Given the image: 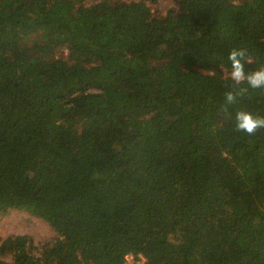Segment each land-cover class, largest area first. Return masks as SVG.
Segmentation results:
<instances>
[{
  "label": "trees",
  "instance_id": "obj_1",
  "mask_svg": "<svg viewBox=\"0 0 264 264\" xmlns=\"http://www.w3.org/2000/svg\"><path fill=\"white\" fill-rule=\"evenodd\" d=\"M264 0H0V264H264ZM248 88L234 104L225 93Z\"/></svg>",
  "mask_w": 264,
  "mask_h": 264
},
{
  "label": "clouds",
  "instance_id": "obj_2",
  "mask_svg": "<svg viewBox=\"0 0 264 264\" xmlns=\"http://www.w3.org/2000/svg\"><path fill=\"white\" fill-rule=\"evenodd\" d=\"M228 60L230 69L221 65L220 71L230 78L235 85L246 83L248 88L264 89V67L251 72L246 71V64L250 62L247 49H232ZM248 88H239L225 93V103H236L237 98L243 96ZM262 128H264V116L254 115L252 112L245 110H239L236 113V131L254 135Z\"/></svg>",
  "mask_w": 264,
  "mask_h": 264
},
{
  "label": "rangeland",
  "instance_id": "obj_3",
  "mask_svg": "<svg viewBox=\"0 0 264 264\" xmlns=\"http://www.w3.org/2000/svg\"><path fill=\"white\" fill-rule=\"evenodd\" d=\"M162 6L172 5L175 0H160ZM27 232L34 238L35 243L41 240H48L54 236L52 228L41 219L32 216L22 209H12L7 214L0 216V239L10 233ZM145 258L141 255L136 259L133 255H128L126 264H144Z\"/></svg>",
  "mask_w": 264,
  "mask_h": 264
}]
</instances>
